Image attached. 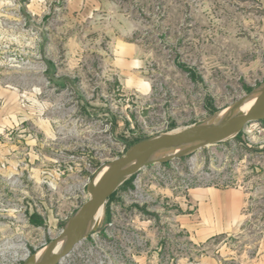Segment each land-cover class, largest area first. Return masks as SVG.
I'll return each mask as SVG.
<instances>
[{
	"label": "rangeland",
	"instance_id": "obj_1",
	"mask_svg": "<svg viewBox=\"0 0 264 264\" xmlns=\"http://www.w3.org/2000/svg\"><path fill=\"white\" fill-rule=\"evenodd\" d=\"M263 82L264 0H0V264L59 238L103 164ZM262 123L138 171L57 264H264ZM209 187L244 197L232 225L203 229Z\"/></svg>",
	"mask_w": 264,
	"mask_h": 264
},
{
	"label": "water",
	"instance_id": "obj_2",
	"mask_svg": "<svg viewBox=\"0 0 264 264\" xmlns=\"http://www.w3.org/2000/svg\"><path fill=\"white\" fill-rule=\"evenodd\" d=\"M264 120V96L259 98L247 109L224 116V118L204 127L194 128L181 138H164V134L154 136V144L131 152L129 148L120 158L113 159L92 176L87 184L88 201L84 205V220L82 225L69 233L53 240L47 246L22 264H57L69 255L71 249L85 240L95 229L103 217V206L109 196L121 184L138 171L167 164L175 159L189 157L201 149L217 146L236 137L250 123ZM138 144V143H137ZM111 190L104 201L103 194Z\"/></svg>",
	"mask_w": 264,
	"mask_h": 264
},
{
	"label": "crops",
	"instance_id": "obj_3",
	"mask_svg": "<svg viewBox=\"0 0 264 264\" xmlns=\"http://www.w3.org/2000/svg\"><path fill=\"white\" fill-rule=\"evenodd\" d=\"M191 195L194 205L198 208L197 216L200 215V219L204 223L203 229H216V220L225 226L232 225L236 215L241 212L240 210L244 206L241 205L244 198H242V194L230 189L225 191L210 187L208 189H193ZM183 220L186 222L185 219ZM193 227L196 235L197 233L202 234L203 229L198 226V223Z\"/></svg>",
	"mask_w": 264,
	"mask_h": 264
},
{
	"label": "bare ground",
	"instance_id": "obj_4",
	"mask_svg": "<svg viewBox=\"0 0 264 264\" xmlns=\"http://www.w3.org/2000/svg\"><path fill=\"white\" fill-rule=\"evenodd\" d=\"M264 96V82L258 86V89H256L255 91H253L252 93L244 96L241 98V100H239L238 102L234 103L233 105L223 109V111H220L217 114H214L213 116H211L210 118L206 119L205 122L203 123H196L193 125V127H190L189 130L187 128H176L171 130V132L169 133H165L164 138H172V136H174V139L176 138H181L183 137L185 134L189 133V131H191L194 128H200V127H204L206 125H209L210 123H213L215 121H218L222 118H224V116L229 115V114H233L236 112H239L241 110L247 109L248 107H250L254 102H256L259 98ZM186 129L188 131H186ZM155 140V139H154ZM154 140H146V141H141L139 142L136 146H134L133 148L130 149L131 152H136L139 149H143L147 146L153 145ZM154 144H161V143H154ZM111 190H107L104 194V201L108 198V194ZM85 205V204H84ZM84 205L74 214L75 216L72 218V221L69 223V225L61 232V236L69 233V231H73L78 229L84 220Z\"/></svg>",
	"mask_w": 264,
	"mask_h": 264
},
{
	"label": "built area",
	"instance_id": "obj_5",
	"mask_svg": "<svg viewBox=\"0 0 264 264\" xmlns=\"http://www.w3.org/2000/svg\"><path fill=\"white\" fill-rule=\"evenodd\" d=\"M261 125H263V123L262 122H259V123H255V124H253V129H252V131L255 129V128H257V131H258V128H259V126H261ZM251 130L249 131V132H252Z\"/></svg>",
	"mask_w": 264,
	"mask_h": 264
},
{
	"label": "trees",
	"instance_id": "obj_6",
	"mask_svg": "<svg viewBox=\"0 0 264 264\" xmlns=\"http://www.w3.org/2000/svg\"><path fill=\"white\" fill-rule=\"evenodd\" d=\"M237 136H238V135H237ZM129 180H130V178H129ZM129 180H127L125 183H128ZM35 220H36V221H35ZM35 220H34V221H35L36 223H41V220H39V219H37V218H36Z\"/></svg>",
	"mask_w": 264,
	"mask_h": 264
}]
</instances>
